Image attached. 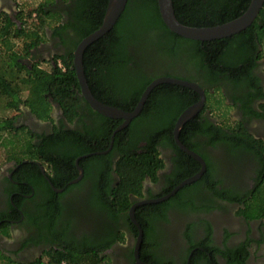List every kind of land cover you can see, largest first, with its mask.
<instances>
[{"label": "flooded vegetation", "instance_id": "af4514ba", "mask_svg": "<svg viewBox=\"0 0 264 264\" xmlns=\"http://www.w3.org/2000/svg\"><path fill=\"white\" fill-rule=\"evenodd\" d=\"M31 1L33 3L28 4ZM41 1L0 0V13L10 17L26 16ZM74 4L73 0H53L49 4L51 13L48 14L58 15L63 22H68ZM65 31L71 37L72 29L66 27ZM128 47L130 51L133 48L132 44ZM67 48V44L53 35L51 27H45V38L33 48V54L46 55L45 58L49 59L56 53H64ZM161 54H157L152 63L137 56H133V59H137L147 75L154 74V70L175 73L203 88L204 104L184 122L182 127L185 125L186 129L181 136L179 130L178 139L184 146L203 156L205 168L197 179L184 184L168 197L147 201L168 193L176 185L175 181L178 184L183 179L182 170L190 169L196 162L199 164L197 170L184 176L188 177L200 169L201 163L178 145L173 132L172 138L137 137L133 147L138 152L154 147L162 161V165L156 169L155 179L149 176L142 179L141 194H129L131 204L135 203V219L142 229L138 259L134 253L138 226L129 217L128 210L120 213L114 204L110 206L107 204L109 201L105 203L101 200L100 192L107 194L103 186L96 187L99 194L95 197L98 196V199H93L92 179L89 175L84 176L85 170L79 164L80 159L102 150L75 156L76 172L65 170L61 173L30 153H21L13 158L11 154L8 156L5 147H0L1 263L48 264L51 253L68 254L72 243L89 241L95 245V253L100 258L95 264H264V215L242 211L246 210V198L257 189L258 178L264 175V56L256 59L258 65L253 68L259 88L255 95L245 100L247 109L233 98L235 91L232 87L228 83L223 84L224 105L230 111L228 121H224L226 116L214 114L208 104L216 94L211 97L205 86L199 84L202 77L197 79L195 61L186 60L183 53H178L173 59ZM195 93L197 98L188 99L189 104L199 99V92L195 90ZM158 97L159 94H155L153 99ZM82 105L80 112L83 121H79L76 117L68 120L56 103L51 104L48 119L38 118L29 107L21 104V111L14 112L17 113L15 124L29 127L32 142L41 144L45 141L41 134H51L55 128L76 132L81 130L83 122L89 123L88 115L92 112L85 111L86 107ZM148 109L154 111L153 104ZM238 121L255 139L261 141L263 148L249 140V144L246 142L243 145L226 136H215L214 132L221 129H210V135L201 130L207 122L212 126L225 123L223 131L231 134L228 127ZM110 148L101 153H107ZM118 156L119 152L115 150L102 163L105 167L110 163L112 168L107 177L110 193L118 178L113 171ZM76 158L82 167V174L76 181L70 182L79 176ZM33 165L38 168V176L28 181V170ZM95 167V163L89 161L85 169L93 172L97 169ZM52 177L54 183L62 184L55 186ZM187 184L190 186L185 188ZM48 186L54 191L52 200L46 194ZM109 198L112 200L111 194ZM159 202H164L162 208H149ZM241 257L242 263L239 262ZM61 264H67V261L63 260Z\"/></svg>", "mask_w": 264, "mask_h": 264}, {"label": "trees", "instance_id": "16d2710c", "mask_svg": "<svg viewBox=\"0 0 264 264\" xmlns=\"http://www.w3.org/2000/svg\"><path fill=\"white\" fill-rule=\"evenodd\" d=\"M73 1L75 4L68 22H63L58 15L56 17L48 14L51 13L49 4L53 0H42L31 8L25 17L17 15L13 19L6 13H0V147H5L8 156L11 154L13 158L19 157L21 153H30L42 162H47L54 171L61 173L65 170L76 172L75 156L105 150L110 144L113 130L122 120L103 115L89 106L80 94L73 65V50L76 44L101 24L108 0ZM172 2L174 14L180 22L208 26L240 15L250 0ZM33 11L37 19L33 24L26 26L25 19L23 21L22 18L28 17ZM53 23L54 26H51ZM45 27H51L53 35L68 46L64 53H56L49 59L33 55V48L45 38ZM66 27L72 29L73 36L69 37L65 31ZM130 44L133 46L131 51L128 47ZM161 53L171 59L178 56V53H183L182 56H185L186 60L195 61L198 68L197 79L202 77L199 84L205 86L207 94L211 97L219 93L213 97L218 105L224 102L223 84L228 83L235 91L232 93L233 98L239 100L242 107L247 109L245 100L255 95L259 88V80L253 73V68L258 65L256 59L264 56V2L257 16L244 29L229 36L200 40L182 36L168 28L160 16L157 0H126L112 27L88 44L83 51L84 74L91 92L102 102L131 110L146 85L156 76L169 75L190 80L175 73L157 72L158 70L147 75L137 59H133V56H137L152 63L157 54L160 56ZM58 61L62 67L58 65ZM41 62L48 63V70L41 67ZM155 94H159L157 99H153ZM196 98L197 93L189 86L168 82L155 85L139 113L125 127L115 132L112 146L107 153L97 152L80 159L79 164L85 170L84 176L89 175L92 179L93 199H98V196L95 197L98 193L96 187L103 186L108 195L100 192L101 200L105 203L109 201L108 205L114 204L117 211L126 213L131 204L129 194L140 195L142 179L145 176L155 179L156 169L162 165L154 147L144 148L140 152L133 147L137 137L143 135L145 138H172L176 116L190 103L188 99ZM52 103L59 106L68 120L76 117L79 121H83L80 111L84 104L85 111L92 112L88 115L89 123L83 122L81 130L76 132L55 128L51 134H41L42 139H45L43 143H33L29 127L15 124L16 115L21 111L20 105L29 107L40 119H48ZM150 104H153L154 111L148 109ZM9 111L17 113L11 114ZM207 123L201 129L207 135H210V129H221L217 133L214 132V135L232 138V141L241 142L243 145H246V142H254L263 148L261 141L255 139L241 121L228 127L232 131L231 134L223 131L225 123L222 126ZM185 129L184 125L179 136ZM115 150H118L119 156L114 162L113 171L118 178L110 193L107 177L109 169L112 168L110 163H107L108 167L102 163L108 154ZM204 158L206 160V157ZM89 161H93L97 168L93 172L85 169ZM198 165L196 162L190 169L182 170L181 177L184 178L197 170ZM207 167L208 172L209 163ZM28 171V181L37 179L38 168L35 165ZM53 180L52 177L55 186L62 184L57 181L54 183ZM176 182L174 184H177ZM257 182V189L246 198V210L242 211L252 215H264V175L259 177ZM187 185L184 187L190 186ZM46 191L48 199L52 200L53 189L48 186ZM163 204L164 202L155 203L149 208L160 209ZM94 246L89 241L72 243L68 254L51 253L48 264H61L63 260H66L67 264H95L100 258L95 253ZM239 262L242 263V257Z\"/></svg>", "mask_w": 264, "mask_h": 264}, {"label": "water", "instance_id": "95a60500", "mask_svg": "<svg viewBox=\"0 0 264 264\" xmlns=\"http://www.w3.org/2000/svg\"><path fill=\"white\" fill-rule=\"evenodd\" d=\"M263 2L264 0H250L247 8L240 15L228 21H225L219 24L208 25V26H194V25L184 24L176 18L174 14L172 0H157L160 16L163 22L168 26V28H170L172 31L182 36H185L188 38L200 39V40H207V39H212V38L229 36L232 33H235V32H238L244 29L257 16L258 11L260 7L262 6ZM125 3H126V0H108L105 14H104L101 24L96 29H94L93 31H91L90 33L82 37L79 40V42L76 44L73 50V65H74L75 73H76L78 83H79L80 94L88 102V104L103 115L122 119V121L116 126V128L113 130L111 134L109 146L105 150H102L100 152L107 151L111 147L115 132L125 127L128 124V122L131 120V118L139 113V111L141 110L145 102L147 95L149 94V92L155 85L162 83V82H168V83H173V84L189 86L195 89L197 92H199L200 94L199 99L189 104L188 106H186L179 113L178 117L176 118L172 132H173V136L176 142L178 143V145L188 154L192 155L195 159H197L201 163V167L196 173L183 178L168 193L160 197L147 200V201H158V200H162L168 197L169 195L173 194L178 188H180L184 184L197 179L205 168V162L203 158L198 153L184 146L178 139V132L181 129L184 122L202 108L204 101H205V94H204L203 88L200 87L194 81L175 77V76L159 75L153 78L146 85L138 101L136 102L135 106L131 110H125L118 106L107 104L97 99L93 95V93L91 92L89 88L87 79L84 74V68H83V63H82L83 51L87 47L88 44L98 39L102 34H104L107 30H109L112 27V25L115 23L116 19L120 15ZM76 164L79 170V176L71 179L70 182L76 181L82 174V167L78 164V158H76ZM134 210H135V203L130 205L128 209V214H129V217L138 226L137 243H136L135 251H134L136 258L138 259L137 250H138L139 243L141 241L142 229L140 228L138 221L135 219Z\"/></svg>", "mask_w": 264, "mask_h": 264}, {"label": "rangeland", "instance_id": "374dc122", "mask_svg": "<svg viewBox=\"0 0 264 264\" xmlns=\"http://www.w3.org/2000/svg\"><path fill=\"white\" fill-rule=\"evenodd\" d=\"M33 1L29 2L28 4H32ZM22 17H25V16H22ZM23 19V18H22ZM34 55V54H33ZM42 57H47L46 55H39V58H42ZM35 59V58H34ZM28 61H30L31 59H27ZM32 61V60H31ZM41 67L44 68V69H47L48 68V63L47 62H41ZM48 70V69H47ZM24 94V93H23ZM219 93L216 94V96L218 95ZM209 106L211 107V110L214 114L218 115L221 114L222 116L225 115L226 116V120L229 119V116H230V111L229 109L227 110L226 109V106L224 105V102L221 104V105H218L216 103V100H212L210 102H208ZM11 114L14 113V111H9ZM0 155H2V152H0ZM0 264H3L0 262Z\"/></svg>", "mask_w": 264, "mask_h": 264}, {"label": "built area", "instance_id": "2783aa9c", "mask_svg": "<svg viewBox=\"0 0 264 264\" xmlns=\"http://www.w3.org/2000/svg\"><path fill=\"white\" fill-rule=\"evenodd\" d=\"M24 19H25V24H26V25H30V24H33V23L36 21V19H37V15H36V13L33 11L28 17H26V18H24ZM58 65H59L60 67H62V64H61L60 61H58Z\"/></svg>", "mask_w": 264, "mask_h": 264}, {"label": "crops", "instance_id": "0c3cea01", "mask_svg": "<svg viewBox=\"0 0 264 264\" xmlns=\"http://www.w3.org/2000/svg\"><path fill=\"white\" fill-rule=\"evenodd\" d=\"M14 7V6H13ZM13 19L15 18V16L14 17H12Z\"/></svg>", "mask_w": 264, "mask_h": 264}]
</instances>
